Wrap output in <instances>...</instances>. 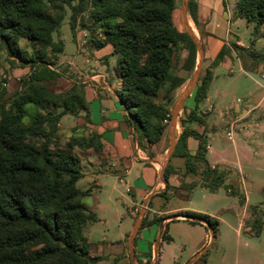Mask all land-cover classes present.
<instances>
[{"label": "trees", "instance_id": "16d2710c", "mask_svg": "<svg viewBox=\"0 0 264 264\" xmlns=\"http://www.w3.org/2000/svg\"><path fill=\"white\" fill-rule=\"evenodd\" d=\"M66 6L72 10L70 26L74 36L78 16L90 6V20L104 34L93 39L92 44L96 49L111 45L112 54L118 56L114 70L123 81L119 97L128 112L127 122L139 145L151 157V147L167 133L170 106L177 90L186 82L174 71L180 51H187L184 70L193 71L197 64V46L179 26L178 0H79L76 5L73 0H0V56L3 39L9 56L31 68L21 89L0 105V264H98L102 260L101 256L91 255V243L84 235L85 225L97 221V214L85 203L92 187L78 186L83 172L76 152H102V136L92 131L60 143L59 124L64 115L84 109L90 122L84 87L73 84L67 91L52 92L44 84L58 75L48 63L47 51L50 48L52 54H58L65 49L64 42L53 40V33L61 27ZM237 6L239 15L254 24V38L249 47L225 44L198 80L195 108L183 106L179 119L182 132L172 158H182L186 172L197 174L199 182L182 180L173 186L169 180L178 170L169 164L165 170L166 187L156 194L165 202L181 192L188 197L198 186L212 191L225 186L230 194L239 195L241 202H245L244 195L226 184V172L209 163L206 134L192 127L194 122L206 123L198 110L208 96L212 68L234 54L248 61L250 69L264 63V50L255 47L256 36L264 26V0H238ZM196 7L195 0H190L189 12L195 23ZM22 38L38 46L32 57L21 48ZM6 93L4 89L0 96ZM29 107L34 108L32 114ZM59 108L62 110L58 111ZM190 137L198 141L195 154L189 149ZM257 213L255 206L252 214ZM185 214L204 218L217 235L219 221L215 217L196 212ZM162 219L147 221L145 217L140 230L160 224ZM263 224L257 217L247 225L260 235ZM168 230L169 224L163 241L171 242L173 237Z\"/></svg>", "mask_w": 264, "mask_h": 264}, {"label": "rangeland", "instance_id": "374dc122", "mask_svg": "<svg viewBox=\"0 0 264 264\" xmlns=\"http://www.w3.org/2000/svg\"><path fill=\"white\" fill-rule=\"evenodd\" d=\"M78 2L79 0H73L74 5ZM226 2L235 16L230 30L238 35L246 46H250L254 38V24L245 17L237 16L238 0ZM183 3L184 0H178V22L180 28L185 31L182 28ZM71 15V8L66 6L61 27L53 33V40L64 42L65 49L58 54H52L51 49H48V63L58 75L46 80V87L52 92L67 91L73 84L89 85V88L95 89L97 82L93 79H103L93 77L96 74L106 75V79H121L114 72L118 56L111 54L110 47L109 51L107 48L98 50L92 44L93 39L102 38L104 34L102 28L90 20V6L78 16L75 36L70 26ZM194 33L200 41L198 34ZM1 42L3 48L0 56V93L4 89L7 93L0 96V105L9 101L31 75L30 66L23 64L18 58L9 56L5 41L1 39ZM19 44L28 57H32L34 49L38 48L24 38L20 39ZM255 47L264 50V30L256 36ZM186 56L187 51L182 49L178 60L175 61L174 71L179 74L185 72L189 82L196 67L190 72L183 69ZM261 64L257 70L250 69L249 63L242 64L235 58L230 60L229 64L224 63L216 67L209 92L214 100L215 110L211 114H202L209 127L208 140L212 145L207 159L211 165H216L220 171L226 172V184H231L244 195L245 202H241L239 195L230 194L225 186L216 191L198 186L188 197L186 192H182L180 196L172 197L169 202L156 196V193L143 212V220L145 217L147 221L154 218L163 219L158 223L159 226L157 224L154 237L151 234V226L139 229L133 247L134 253H131L129 239L144 203L141 202L133 214L134 203L140 202L142 195L135 190V193H129L127 189H135V181L141 177L144 162L133 164L131 173L124 177L126 183L120 181V173L114 171L110 162L111 165L102 168L101 173H91L88 183L82 179L78 184L80 188L98 184L92 195L85 199L87 205L97 214V221L89 222L84 227V235L91 242V255L102 257L98 264H155L156 261L157 264H185L198 252L197 248L204 240L206 228L200 224L182 221L185 220L183 217L170 220L175 215H185L180 213L182 211L211 214L219 221L214 244L194 264H264V224L260 235H256L247 225L253 223L257 217L264 223V63ZM203 73L204 68L200 77ZM177 97L170 106L171 117ZM28 110L30 114L34 112L32 107ZM86 114L84 109H78L76 114L63 116L59 124L60 143H65L73 135L87 136L90 133L87 125L79 126L83 119L87 120ZM179 119L180 113L176 127L178 139L182 132ZM169 124L170 121L166 133V148L170 147ZM229 132H232V137ZM168 151L162 156L161 164H165ZM76 152L80 154L81 150L76 149ZM146 152L149 153L148 150ZM169 164L178 170V179L188 183L199 182L197 174L186 172L182 158H171ZM82 169L84 171L83 167ZM255 206L258 207L256 216L252 214ZM162 223L169 224L168 231L173 240L160 243L157 257L155 243ZM151 244L152 255L145 261L146 256L150 255ZM142 251H147L148 254H142ZM142 256L144 258H141Z\"/></svg>", "mask_w": 264, "mask_h": 264}, {"label": "crops", "instance_id": "0c3cea01", "mask_svg": "<svg viewBox=\"0 0 264 264\" xmlns=\"http://www.w3.org/2000/svg\"><path fill=\"white\" fill-rule=\"evenodd\" d=\"M195 2L197 5L196 7L197 23L194 22L189 10H188V22L192 27L193 31L198 34L200 38V42L203 45L205 51V59L203 64L204 69L216 58V56L218 55V53L225 44L236 42L238 45L249 47L246 46L240 40L238 35L233 34L229 28L232 25V21L235 16L232 14L231 8L227 4L226 0H195ZM263 27L261 29L262 31L264 30ZM182 28H183V24H182ZM109 47L111 48V54H112L111 45H107L104 48H107V50L109 51L110 50ZM235 58H237L240 62H242V64H244L245 62L249 63L248 61H243V59L236 56V57L226 58L225 61L220 65L224 63L229 64V61ZM198 60H199V55L197 57V63ZM260 65L262 64H259L255 69L257 70ZM216 67L211 69L213 75L212 82L214 79V69ZM180 75L186 78L185 72L180 73ZM93 77L95 78L103 77V79H93L97 82L95 83L96 85L95 89L89 88V85L83 86L85 91V100L87 102L89 109L90 122H87L86 119H83L79 126L87 125L89 127L90 132L95 131L99 133L102 136L104 149L100 153L96 152L93 149H89L85 151L81 150L80 154L77 153L80 158V166L83 172V177L80 180L84 179L88 183L90 180L89 175L91 173L92 174L101 173L102 168H106L108 165L112 164L111 166L114 168V171L116 173H120L119 174L120 181L122 183H126L124 177L131 173L133 164L135 162H144V167L141 172V177L135 181V189L131 187H128L127 189L129 193H135V191H137L139 194L142 195V200L140 202H135L132 208V212L133 214H135L140 203L141 202L144 203L145 199L148 197L150 193H152L153 191H158L157 193H160L164 191L166 187L167 181H165V179L161 175V170L164 165L161 164L162 156L166 154V152L169 149L166 148V141H167L166 134L163 136L162 140L158 144L151 147V151L154 153V157L148 155L149 153L146 152L147 149L139 145L137 140V135L134 129L129 125V123L126 120L128 112L119 97V92L123 86V81L121 79H106V75L103 74H96ZM188 80L189 79L186 78L185 84L177 90V93L174 98L175 100L176 96H178L176 102L178 101L180 95L185 90L188 84L187 83ZM211 84H210V88H211ZM210 88H209V92H210ZM194 91L195 88L193 89V91L191 92V94L183 104V106L185 105L189 110L194 109L196 106L194 100ZM209 92L207 98L203 101V103L199 107L198 111L201 114H207V113L211 114L215 110L214 100L210 96ZM183 106H182V110L180 109L179 112L180 117L184 113ZM192 127L197 129L201 133H205L208 140L209 127L207 126L206 123L205 125H199L197 124V122H194L192 124ZM78 132L80 134L79 129ZM188 144H189L190 152L192 154H195L198 149V141L195 138L190 137L188 140ZM211 150H212V145L208 140L207 154ZM160 165H161V169H159ZM211 166L218 168V166L216 165H211ZM82 167L84 168V171ZM111 171H113V169ZM178 176H179L178 174L171 176L169 180L170 184H172L173 186H178L182 181V179H178ZM97 186H98L97 183L90 186L93 189L92 193ZM90 187L81 188V189H87ZM181 194L182 192L177 196H180ZM172 212L177 213L175 211ZM190 212H194V211H190ZM180 213H186V212L182 211ZM196 213L206 214L202 212H196ZM207 215L212 216L211 214H207ZM182 221H186V220H182ZM200 225L206 228L205 224L201 223ZM150 226L152 229L151 234L154 237L155 232L157 230V225L153 224ZM209 242H210V233L209 230L207 231L206 229V235L204 237V240L201 241L200 244L198 245L197 251L199 252L206 245H208ZM152 244H151V248L149 249L150 255L146 256V258L144 259L145 261L148 260L152 255L153 252ZM198 252H196V254ZM141 253L148 254L147 251H142ZM141 258H144V256H142Z\"/></svg>", "mask_w": 264, "mask_h": 264}, {"label": "water", "instance_id": "95a60500", "mask_svg": "<svg viewBox=\"0 0 264 264\" xmlns=\"http://www.w3.org/2000/svg\"><path fill=\"white\" fill-rule=\"evenodd\" d=\"M189 3H190V0H184L183 7H182V24H183L184 30L191 35V37L193 38V40L197 46L199 60H198L195 72L193 73V75H192L190 81L188 82L185 90L180 95L178 101L175 104L174 109L172 110V117H171L170 124H169L170 147H169V151H168V154L166 157L165 164L163 165L162 170H161V175L165 179V181H167L166 177H165V170L171 161V158L174 154V151L176 149V145L178 142V138L176 136V127H177L178 115H179L180 109L182 108L183 104L185 103V101L187 100V98L189 97V95L191 94V92L193 91V89L196 87V85L198 83V80H199L200 75H201V71L203 69L204 59H205V51H204L203 45L199 41V39L197 38L196 34L194 33L192 27L190 26V24L188 22ZM157 192L158 191H153L152 193H150L144 201V207H143L142 212H141L142 216L140 215L139 218L137 219L134 231L132 232L131 237L129 239V247H130L131 253H134L133 247H134V243H135L137 234H138L139 229L141 227V223H142L143 215H144L143 212L145 211V209H146L150 199L152 198V196L154 194H156ZM178 217H183L185 220H190V221L202 223L208 227L210 237H211L210 242L203 249H201L196 255H194L188 262L185 263V264H194L198 260H200L202 258V256L205 253H207L208 250L214 244V242L216 240L215 232L211 228V226L208 224V222L202 217L185 214V215H175V216L171 217L170 220H173V219L178 218ZM165 230H166V225H164V223H162L160 225L159 233H158L156 243H155L156 254H157L156 256L157 257L159 254L160 243L163 240V235L165 233ZM132 261L134 262L133 254H132ZM155 264H157V261L155 262Z\"/></svg>", "mask_w": 264, "mask_h": 264}, {"label": "built area", "instance_id": "2783aa9c", "mask_svg": "<svg viewBox=\"0 0 264 264\" xmlns=\"http://www.w3.org/2000/svg\"><path fill=\"white\" fill-rule=\"evenodd\" d=\"M229 136L232 137V132H229Z\"/></svg>", "mask_w": 264, "mask_h": 264}]
</instances>
